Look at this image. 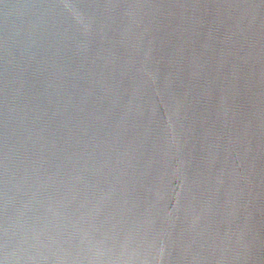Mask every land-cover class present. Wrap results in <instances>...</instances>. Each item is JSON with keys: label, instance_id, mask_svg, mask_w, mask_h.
Here are the masks:
<instances>
[{"label": "water", "instance_id": "water-1", "mask_svg": "<svg viewBox=\"0 0 264 264\" xmlns=\"http://www.w3.org/2000/svg\"><path fill=\"white\" fill-rule=\"evenodd\" d=\"M0 264H264V0H0Z\"/></svg>", "mask_w": 264, "mask_h": 264}]
</instances>
